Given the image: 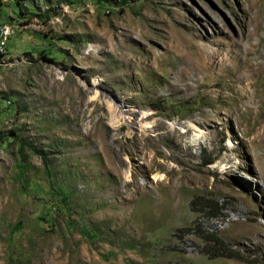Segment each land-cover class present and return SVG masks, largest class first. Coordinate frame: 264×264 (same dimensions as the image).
I'll return each mask as SVG.
<instances>
[{
    "label": "rangeland",
    "instance_id": "obj_1",
    "mask_svg": "<svg viewBox=\"0 0 264 264\" xmlns=\"http://www.w3.org/2000/svg\"><path fill=\"white\" fill-rule=\"evenodd\" d=\"M0 53V264H264V0H0Z\"/></svg>",
    "mask_w": 264,
    "mask_h": 264
},
{
    "label": "bare ground",
    "instance_id": "obj_2",
    "mask_svg": "<svg viewBox=\"0 0 264 264\" xmlns=\"http://www.w3.org/2000/svg\"><path fill=\"white\" fill-rule=\"evenodd\" d=\"M10 31L11 30L9 29L7 32V37L9 35ZM1 39H4V30H3V35H1ZM4 46H5V44H1V48H4ZM90 90H91V93L93 94L92 98H95L96 95L98 94V89L95 86H93ZM123 112H124V118H125L124 121H127L130 125L131 124H138L142 121V120L137 118L139 116H138V112L136 110L132 111L130 109H124ZM141 118H144V116ZM188 127L194 128L193 124H191V123L188 125ZM204 138H206L204 135V132L196 129V133H194V135H193V142L198 144V142ZM127 176H128L127 178H129V175H127Z\"/></svg>",
    "mask_w": 264,
    "mask_h": 264
},
{
    "label": "trees",
    "instance_id": "obj_3",
    "mask_svg": "<svg viewBox=\"0 0 264 264\" xmlns=\"http://www.w3.org/2000/svg\"><path fill=\"white\" fill-rule=\"evenodd\" d=\"M205 164H208V163H205ZM206 207H209V206L208 205H204V208H206ZM215 243H217V242H215ZM217 246H218V248H216V250L213 251L211 256L214 257V258L225 256V251L223 250V247H221L222 244L217 243ZM205 254L210 255V253H208V252H205Z\"/></svg>",
    "mask_w": 264,
    "mask_h": 264
},
{
    "label": "built area",
    "instance_id": "obj_4",
    "mask_svg": "<svg viewBox=\"0 0 264 264\" xmlns=\"http://www.w3.org/2000/svg\"><path fill=\"white\" fill-rule=\"evenodd\" d=\"M4 29V39L2 40L1 44H6V40H7V32L10 29V26H6V27H2Z\"/></svg>",
    "mask_w": 264,
    "mask_h": 264
}]
</instances>
